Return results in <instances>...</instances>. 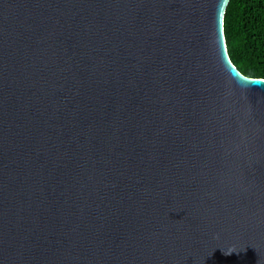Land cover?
Returning <instances> with one entry per match:
<instances>
[{
	"label": "water",
	"instance_id": "1",
	"mask_svg": "<svg viewBox=\"0 0 264 264\" xmlns=\"http://www.w3.org/2000/svg\"><path fill=\"white\" fill-rule=\"evenodd\" d=\"M229 1L0 0V264H264Z\"/></svg>",
	"mask_w": 264,
	"mask_h": 264
},
{
	"label": "trees",
	"instance_id": "2",
	"mask_svg": "<svg viewBox=\"0 0 264 264\" xmlns=\"http://www.w3.org/2000/svg\"><path fill=\"white\" fill-rule=\"evenodd\" d=\"M224 33L228 55L239 72L264 79V0H230Z\"/></svg>",
	"mask_w": 264,
	"mask_h": 264
}]
</instances>
